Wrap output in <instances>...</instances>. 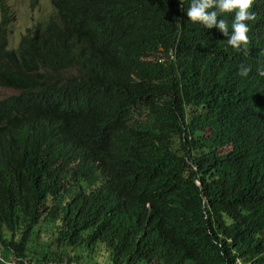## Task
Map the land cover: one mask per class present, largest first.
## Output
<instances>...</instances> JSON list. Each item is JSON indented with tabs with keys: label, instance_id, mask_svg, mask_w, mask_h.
Listing matches in <instances>:
<instances>
[{
	"label": "trees",
	"instance_id": "1",
	"mask_svg": "<svg viewBox=\"0 0 264 264\" xmlns=\"http://www.w3.org/2000/svg\"><path fill=\"white\" fill-rule=\"evenodd\" d=\"M51 2L17 48L0 18V264H264V0L239 52L191 0Z\"/></svg>",
	"mask_w": 264,
	"mask_h": 264
},
{
	"label": "rangeland",
	"instance_id": "2",
	"mask_svg": "<svg viewBox=\"0 0 264 264\" xmlns=\"http://www.w3.org/2000/svg\"><path fill=\"white\" fill-rule=\"evenodd\" d=\"M5 7L10 13L12 21L8 25V40L10 48H17L22 35L27 31L29 27L45 21L46 19L57 16V11L51 2V0H0V18L2 16V9ZM17 91L13 88L0 86V100L15 94ZM231 177L226 171V168H221L220 176L215 181L217 187L222 186L227 181H230ZM43 238H39L34 242V250L36 254L40 255L41 247L45 241ZM59 242L53 241V245L50 246L49 250L51 256L55 257L54 252L59 251L62 255L61 260H52L56 264H111L110 255L108 252L103 254H97L94 257L89 254L88 250L80 251L79 254L82 258L72 259L75 262H71L68 258L71 256L75 258L76 249H66L65 247L58 246ZM32 247V246H31ZM33 249V247H32ZM28 258L31 264H36L31 261L32 256ZM4 264H21L18 258L5 259ZM146 264V263H145Z\"/></svg>",
	"mask_w": 264,
	"mask_h": 264
},
{
	"label": "clouds",
	"instance_id": "3",
	"mask_svg": "<svg viewBox=\"0 0 264 264\" xmlns=\"http://www.w3.org/2000/svg\"><path fill=\"white\" fill-rule=\"evenodd\" d=\"M184 5V0H180ZM253 0H191L186 10L187 16L193 23H200L211 29L217 27L227 39V44L237 52L247 51L250 43L248 35L250 28L248 21L255 20V13L251 12ZM225 13H232L231 31L225 19H219ZM252 71L250 66L240 65L239 75L247 77ZM258 74L264 76V69H258ZM50 264H56L51 262Z\"/></svg>",
	"mask_w": 264,
	"mask_h": 264
}]
</instances>
